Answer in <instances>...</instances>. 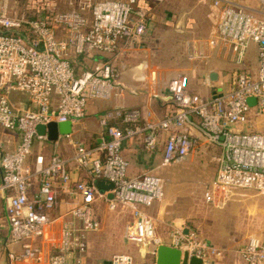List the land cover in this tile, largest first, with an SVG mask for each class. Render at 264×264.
I'll return each instance as SVG.
<instances>
[{
    "label": "built area",
    "instance_id": "built-area-1",
    "mask_svg": "<svg viewBox=\"0 0 264 264\" xmlns=\"http://www.w3.org/2000/svg\"><path fill=\"white\" fill-rule=\"evenodd\" d=\"M56 1L36 0L40 3H33L35 16L27 19L25 15L9 16L8 0H0V27L28 29V34H0V128L19 136L12 151L0 140V191L6 199L10 243L43 237L52 224L48 214L56 206L55 186L66 187L71 182L73 167L81 174L74 182L79 201L59 218V241L48 264H84L87 236L99 230L92 212L97 201H103L109 210L131 209L132 221L124 229L127 241L144 248L167 245L206 264H221L215 260L221 251L192 229L172 227L166 241L155 235L145 209L162 200L163 180L149 172L127 177L129 164L121 147L126 141L140 139L150 152L163 137L162 164L167 166L187 157L201 138L220 152L207 200L215 201L213 193L218 191L235 189L264 196V132L239 131L249 113L264 116V0H256V8L237 0H208L218 9L208 46L221 52L233 47V58L239 64L248 46L255 45L254 73L237 72L228 91H214L208 98L191 92L188 77L178 74L167 87L173 105L168 115L147 121L141 109L113 107L99 120L105 140L88 147L70 135L59 136L52 142L54 148L65 141L73 150L69 158L53 151L47 162L43 155H37L32 165H26L35 140L47 141L46 136L36 134L37 126L75 124L84 118L88 101L121 97L125 89L112 57L139 41L147 30L146 14L134 8L137 0H63L73 8L65 12L56 9ZM92 53L111 58L77 73L69 59ZM15 94L24 96V103H14ZM249 99L254 100L253 105ZM100 179L113 184L111 199L108 192L95 187ZM34 183L37 190L32 195ZM236 253L240 264H264V239L249 238ZM41 256L36 245L20 254L7 253L8 264L38 263ZM110 264H134V259L129 254H116Z\"/></svg>",
    "mask_w": 264,
    "mask_h": 264
},
{
    "label": "crops",
    "instance_id": "crops-1",
    "mask_svg": "<svg viewBox=\"0 0 264 264\" xmlns=\"http://www.w3.org/2000/svg\"><path fill=\"white\" fill-rule=\"evenodd\" d=\"M237 1L250 8H256L257 5L256 0ZM134 8L146 14L147 30L139 41L129 43V46L122 50V54L112 57L119 71V81L125 89L123 94L120 98L109 101H88L84 118L72 124L70 137L88 147H93L107 138L99 120L108 109L116 106L141 109L146 113L143 118L147 121L157 120L171 113L173 105L167 87L169 81L178 74H185L188 77L189 90L202 98L210 97L214 91H228L232 86L234 74L228 71L226 63L223 62L225 59L219 56L221 50H211L207 46L218 14V9L208 0H137ZM246 56L249 63L257 61L255 45L248 46ZM106 58L111 57L92 53L79 57L73 64L77 73H80L92 69L96 63ZM212 72L218 75L216 82L209 79ZM13 99L25 100L24 96L16 94L12 95ZM192 134L195 136L197 133L192 131ZM6 137L8 139L1 140L3 147L12 151L18 145L19 136L10 132ZM163 145L162 137L149 152L145 150L140 139L124 142L121 154L129 164L127 177L134 178L148 172H163L166 168L162 164ZM44 146L43 142H39L34 156H28L25 164L32 165L37 155H43L47 162L53 151L63 158H69L73 151L65 141L60 142L56 149L52 144L51 147L47 146L46 151ZM206 151L217 155L220 153L219 149L210 147L200 138L199 144L187 157L193 158L207 153ZM70 171L71 182L66 187L59 184L55 186L56 206L48 214L52 224L37 241L10 243L5 213L6 199L4 192L0 191V264H8V252L20 254L31 245L40 247V262L17 264H48V257L59 241V218L79 201L74 182L81 174L76 173L73 167ZM36 190L37 185L34 183L32 195ZM191 204L189 199L175 196L166 190L161 201L145 209L152 219L155 235L166 241L172 227H185V222L192 218L193 213L187 210ZM92 212L99 222V230L87 236L84 264H110L111 257L116 254L131 255L134 257V264L154 263V254L150 251L156 249L155 247L149 246L146 260V255H136L134 243L124 238L125 226L133 218L130 208L109 210L103 201H97L92 207ZM263 233L264 230H259L248 239H264ZM225 253L229 254L224 255ZM224 254L221 252L224 257L218 258L219 261L222 260V264H240V258L233 250L224 251Z\"/></svg>",
    "mask_w": 264,
    "mask_h": 264
},
{
    "label": "rangeland",
    "instance_id": "rangeland-1",
    "mask_svg": "<svg viewBox=\"0 0 264 264\" xmlns=\"http://www.w3.org/2000/svg\"><path fill=\"white\" fill-rule=\"evenodd\" d=\"M35 1L8 0L6 12L12 17H20L21 15L27 17L35 10L33 3H40ZM55 4L58 11L73 10L72 6L65 4L63 0H57ZM37 8L40 7L37 6ZM214 48L216 47H209L211 50ZM233 50V47H226L219 55L225 59L223 62L226 63L228 71L233 73V76L239 71L254 73L257 69V61L249 63L245 53L238 64L237 59L233 58L235 55V50ZM16 100L13 99V102L24 103L19 99ZM239 131L264 132V116H258L254 112L249 113L246 122L239 128ZM6 134H10V132L0 128V140L8 139ZM38 143L39 141L35 140L29 158L34 156ZM48 147L45 145L43 148L47 151ZM206 152L193 158L190 157L191 159L185 157L167 165L163 172L154 174L163 180L164 192L167 190L170 194L189 199L192 202L187 210L193 214L192 218L185 222L186 228L194 230L200 239L223 254L224 251L228 250H233L236 253L247 242L250 235L259 230H264V196L253 190L235 189L228 192L218 191L215 195L213 193L214 197L217 196L215 201L207 200L206 194H212L210 187L216 175L218 155L209 151ZM223 193L225 194L223 195ZM134 245L136 255L143 256L149 252L147 251L149 247ZM147 256H145L146 260ZM215 260L222 264V260L219 261L216 258Z\"/></svg>",
    "mask_w": 264,
    "mask_h": 264
},
{
    "label": "water",
    "instance_id": "water-1",
    "mask_svg": "<svg viewBox=\"0 0 264 264\" xmlns=\"http://www.w3.org/2000/svg\"><path fill=\"white\" fill-rule=\"evenodd\" d=\"M209 79L212 82H216L218 75L216 72H212L209 75ZM250 105L254 104L253 99H249ZM72 124L70 122L63 123H49L45 126H37L35 128L38 136H46L47 141L55 142L59 136H66L72 133ZM95 187L99 192H108L107 198L111 199L112 194L110 191L113 189V184L107 180H96ZM154 263L155 264H206L197 257H190L188 253L182 252L179 249L167 246L159 245L154 251Z\"/></svg>",
    "mask_w": 264,
    "mask_h": 264
},
{
    "label": "trees",
    "instance_id": "trees-1",
    "mask_svg": "<svg viewBox=\"0 0 264 264\" xmlns=\"http://www.w3.org/2000/svg\"><path fill=\"white\" fill-rule=\"evenodd\" d=\"M34 16H35L34 11L31 12V14H30L29 16H27V17H26V15H25V17H26L27 19H33ZM0 34H2V35L28 34V29H27V27H23V30H21V31H17V30H15V29H5V28L0 27ZM79 57H80V56H72V57L69 59L71 65H72L73 67H74L73 62H74L75 60H78ZM42 142L44 143V145H47V146H49V147H51L52 144H53L52 142H49V141H42Z\"/></svg>",
    "mask_w": 264,
    "mask_h": 264
}]
</instances>
